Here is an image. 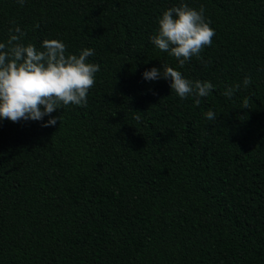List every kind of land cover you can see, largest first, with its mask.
<instances>
[{
  "label": "trees",
  "instance_id": "obj_1",
  "mask_svg": "<svg viewBox=\"0 0 264 264\" xmlns=\"http://www.w3.org/2000/svg\"><path fill=\"white\" fill-rule=\"evenodd\" d=\"M181 2L215 30L183 68L150 41ZM17 26L100 71L55 126L0 119V264H264V0H0ZM165 62L214 86L199 106L143 78Z\"/></svg>",
  "mask_w": 264,
  "mask_h": 264
},
{
  "label": "clouds",
  "instance_id": "obj_2",
  "mask_svg": "<svg viewBox=\"0 0 264 264\" xmlns=\"http://www.w3.org/2000/svg\"><path fill=\"white\" fill-rule=\"evenodd\" d=\"M21 6L25 0H18ZM158 29L150 37L151 43L178 61L179 67L193 57L201 59V52L212 44L215 30L206 21L204 8L196 10L187 3L165 10L157 18ZM14 33V34H13ZM24 32L17 26L9 29L7 42H0V119L12 122L20 120L42 121L50 118L42 127L55 126L60 116L51 114L69 104L87 106L89 90L95 85L98 64L89 63L94 55L85 48L78 55L68 53L67 46L59 39H44L40 49L31 43H22ZM143 78L148 81H170V89L181 99L194 97L199 106L200 98L207 97L213 89L208 81L190 80L166 62L162 68L145 70ZM245 77V86L250 84ZM239 85L228 88L224 95L231 98ZM248 108V102H243ZM208 120H216L213 111L205 114ZM139 120V115L135 116Z\"/></svg>",
  "mask_w": 264,
  "mask_h": 264
}]
</instances>
